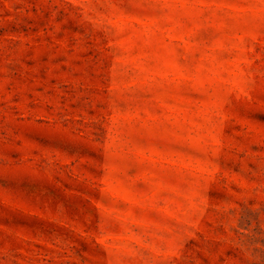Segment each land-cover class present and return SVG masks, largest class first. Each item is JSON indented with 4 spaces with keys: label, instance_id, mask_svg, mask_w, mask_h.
<instances>
[{
    "label": "rangeland",
    "instance_id": "rangeland-1",
    "mask_svg": "<svg viewBox=\"0 0 264 264\" xmlns=\"http://www.w3.org/2000/svg\"><path fill=\"white\" fill-rule=\"evenodd\" d=\"M0 264H264V0H0Z\"/></svg>",
    "mask_w": 264,
    "mask_h": 264
}]
</instances>
